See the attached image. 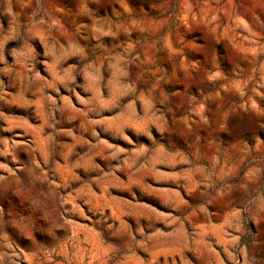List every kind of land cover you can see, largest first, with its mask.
Returning a JSON list of instances; mask_svg holds the SVG:
<instances>
[{"label": "rangeland", "instance_id": "1", "mask_svg": "<svg viewBox=\"0 0 264 264\" xmlns=\"http://www.w3.org/2000/svg\"><path fill=\"white\" fill-rule=\"evenodd\" d=\"M0 264H264V0H0Z\"/></svg>", "mask_w": 264, "mask_h": 264}]
</instances>
